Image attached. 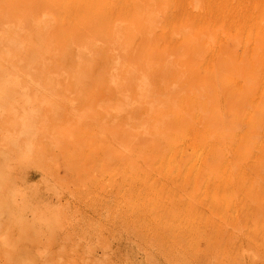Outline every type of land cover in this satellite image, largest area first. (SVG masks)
Masks as SVG:
<instances>
[{
    "label": "rangeland",
    "instance_id": "1",
    "mask_svg": "<svg viewBox=\"0 0 264 264\" xmlns=\"http://www.w3.org/2000/svg\"><path fill=\"white\" fill-rule=\"evenodd\" d=\"M198 1L0 0V264H264V0Z\"/></svg>",
    "mask_w": 264,
    "mask_h": 264
},
{
    "label": "bare ground",
    "instance_id": "2",
    "mask_svg": "<svg viewBox=\"0 0 264 264\" xmlns=\"http://www.w3.org/2000/svg\"><path fill=\"white\" fill-rule=\"evenodd\" d=\"M151 1H152V0H151ZM196 1H198V0H196ZM219 2H220V1H219ZM155 3H156V1H155ZM197 3H200V2L198 1ZM221 3H222V2H221ZM162 6H163V4H162ZM196 6H197V5H196ZM233 7H234V5H233ZM249 7H250V6H249ZM249 7H248V8H249ZM256 7H257V6H256ZM154 8H155V7H154ZM167 8H168V7H167ZM257 8H258V7H257ZM159 10H160V9H159ZM228 10H230V9H228ZM247 10H248V9H247ZM153 11H154V10H146V12L148 13L149 16L152 15ZM164 11H165V10H164ZM228 12H229V11H228ZM238 16H239V15H238ZM161 17H162V16H161ZM146 24H147V23H146ZM151 25L153 26V24H151ZM191 26H192V25H191ZM205 28H206V27H205ZM140 29H141V28H140ZM149 29H150V28H149ZM152 32H153V31H152ZM221 33H222V32H221ZM192 34H193V33H192ZM175 35H176V34H175ZM190 36H191V35H190ZM197 37H198V36H197ZM197 37H196V38H197ZM206 37H208V36H206ZM210 37H211V35H210ZM194 38H195V37H194ZM199 38H200V37H199ZM208 38H209V37H208ZM208 38H207V39H208ZM226 38H227V37H226ZM234 38H235V37H234ZM190 39H191V37H190ZM201 39H202V37H201ZM213 39H214V38H213ZM225 40H227V39H225ZM225 40H224V41H225ZM238 40H239V39H238ZM238 40H237V41H238ZM228 41H229V39H228ZM232 41H233V40H232ZM207 42H208V41H207ZM214 42H215V41H214ZM215 43H216V42H215ZM237 43H238V42H237ZM263 43H264V42H263ZM204 44H205V43H204ZM208 44H209V43H208ZM223 44H224V42H223ZM227 44H228V43H227ZM205 45H206V44H205ZM235 45H236V44H235ZM237 45H238V44H237ZM237 45H236V46H237ZM197 46H198V45H197ZM207 46H208V45H207ZM207 46H206V47H207ZM234 47H235V46H234ZM212 48H213V46H212ZM245 48H246V47H245ZM182 49H183V48H182ZM222 49H223V48H222ZM247 49H248V48H247ZM253 50H254V49H252V52H253ZM220 52H221V54L223 55V52H222V51H220ZM235 53H236V51H235ZM196 54H197V53H196ZM183 55H184V54H183ZM197 55H198V54H197ZM227 55H228V54H227ZM227 55H226V58L228 57ZM204 56H205V55H204ZM209 56H210V55H209ZM185 57H186V56H185ZM186 58H187V57H186ZM217 58H218V57H217ZM228 58H229V57H228ZM182 59H183V58H182ZM200 59H201V57H200ZM229 59H230V58H229ZM214 60H215V59H214ZM231 63H232V62H231ZM231 63H230V64H231ZM192 64H193V63H192ZM213 64H215V63H213ZM196 65H197V64H196ZM211 65H212V64H211ZM232 65H233V64H232ZM206 66H207V65H206ZM212 66H213V65H212ZM207 67H208V66H207ZM213 67H214V66H213ZM230 67H231V65H230ZM182 68H183V67H182ZM215 68L217 69V67H215ZM215 68H214V69H215ZM214 69H212V70L214 71ZM219 70H220V69H219ZM231 70H232V69H231ZM213 71H211V73H212ZM220 71H221V70H220ZM240 71H241V70H240ZM216 72H218V71L216 70ZM222 72L224 73V70H223ZM226 72H227V71H226ZM218 73H219V72H218ZM218 73H216V74H218ZM223 75H224V74H223ZM216 76H217V75H216ZM217 77H218V76H217ZM226 77H227V76H226ZM217 81H218V79H217ZM231 85H232V84H231ZM203 88H204V87H203ZM209 89H210V88H209ZM203 91H204V90H203ZM209 91H210V90H209ZM213 91H214V90H213ZM219 91H220V89H219ZM184 92H185V91H184ZM205 93H206V92H205ZM208 93H209V92H208ZM201 94H202V93H201ZM224 94H225V93H224ZM169 95H170V94H169ZM219 95H220V94H219ZM229 95H230V94H229ZM221 96H222V95H221ZM200 97H202V96H200ZM203 97H204V96H203ZM207 98H208V97H207ZM219 100H220V99H219ZM198 101H199V100H198ZM219 104H220V103H219ZM198 107H199V106H198ZM206 107H207V106H206ZM209 107H210V105H209ZM219 107H220V106H219ZM201 108H202V107H201ZM178 109H179V108H178ZM183 109H184V108H183ZM197 109H199V108H197ZM212 109H213V108H212ZM218 109H219V108H218ZM220 109H221V108H220ZM175 110H176V109H175ZM199 110H200V109H199ZM208 110H209V109H208ZM193 111H194V110H193ZM206 111H207V110H206ZM196 112H197V114H198V110H197ZM194 113H195V111H194ZM202 113H203V112H202ZM219 113H220V112H219ZM187 114H188V113H186V117H188ZM192 114H193V113H192ZM200 114H201V113H200ZM184 115H185V114H184ZM203 115H204V114H203ZM193 116H194V115H193ZM200 116H201V115H200ZM207 116H208V115H207ZM225 116H226V115H225ZM196 117H197V116H196ZM201 117H202V116H201ZM199 118H200V117H199ZM203 118L205 119L206 117H203ZM218 119H219V117H218ZM224 119H225V118H224ZM183 120H184V119H183ZM202 120H203V119H202ZM219 120H220V119H219ZM191 121H192V120H191ZM200 121H201V119H200ZM203 121H204V120H203ZM168 122H169V121H168ZM205 122H206V121H205ZM202 123H203V122H202ZM221 123H222V122H221ZM221 123H220V124H221ZM182 124H183V123H182ZM182 124H181V125H182ZM196 124H197V123H196ZM220 124H219V125H220ZM179 125H180V124H179ZM197 125H198V124H197ZM197 125H196V126H197ZM211 125H212V124H211ZM171 126H172V125H171ZM177 126H178V125H177ZM198 126H199V125H198ZM202 126H203V125H202ZM220 126H221V125H220ZM222 126H223V125H222ZM167 127H168V126H167ZM233 128H234V127H233ZM173 129H174V128H173ZM199 130H200V128H199ZM223 130H225V129H223ZM260 130H261V129H260ZM203 131H204V130H203ZM181 132H182V131H181ZM193 133H194V132H193ZM193 133H192V134H193ZM172 134H173V133H172ZM172 134H171V135H172ZM198 134H199V133H198ZM184 136H185V135H184ZM207 136L210 137L209 135H207ZM223 136H224V135H223ZM225 136H226V135H225ZM221 137H222V136H221ZM178 138H179V137H178ZM179 139H180V138H179ZM199 139H200V138H199ZM202 139H204V138H202ZM208 139H209V138H208ZM210 139H211V138H210ZM210 139H209V140H210ZM220 139H224V138L222 137V138H220ZM181 140H184V139H181ZM181 140H180V141H181ZM185 140H186V138H185ZM185 140H184V141H185ZM188 140H189V139H188ZM211 140H212V139H211ZM206 141H207V140H206ZM167 142H169V141L167 140ZM167 142H166V145H167ZM181 142H182V141H181ZM207 142H208V141H207ZM212 142H213V141H212ZM174 143H176V142H174ZM201 143H202V142H201ZM199 144H200V143H199ZM206 145H208V144L206 143ZM206 145H204V146L206 147ZM211 145H212V144H211ZM184 146H187V145H184ZM168 147H169V146H167V148H168ZM175 147H177V146H175ZM213 148H214V147H213ZM168 150H169V149H168ZM182 150H184V149H182ZM185 150H186V149H185ZM201 150H202V149H201ZM210 150H211V149H210ZM213 150H214V149H213ZM198 152H199V151H198ZM198 152H197V153H198ZM182 153H183V151H181V154H182ZM203 153H204V152H203ZM170 154H172V152H171ZM170 154H169L168 156H170ZM181 154H180V157H181ZM210 155H211V154H210ZM172 156H174V155H172ZM202 156H204V155H202ZM189 157H190V155H189ZM184 158H185V157H184ZM186 158H188V156H187ZM188 159H189V158H188ZM189 160H190V159H189ZM192 160H194V159H192ZM205 161H206V160H205ZM209 161H210V160H209ZM209 161H208V162H209ZM199 162H200V161H199ZM200 163H201V162H200ZM190 164H191V162H190ZM198 164H199V163H198ZM203 164H204V163H203ZM204 166H205V164H204ZM188 167H189V165H188ZM194 170H196V169H194ZM181 171H182V170H181ZM90 172H91V171H90ZM177 172H178V171H177ZM195 172H196V171H195Z\"/></svg>",
    "mask_w": 264,
    "mask_h": 264
}]
</instances>
